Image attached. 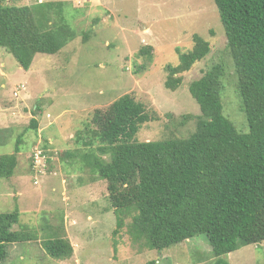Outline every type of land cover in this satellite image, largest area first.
<instances>
[{
    "label": "rangeland",
    "instance_id": "1",
    "mask_svg": "<svg viewBox=\"0 0 264 264\" xmlns=\"http://www.w3.org/2000/svg\"><path fill=\"white\" fill-rule=\"evenodd\" d=\"M42 2L68 3L54 5L52 16L58 22L64 16L77 36L56 55H36L29 71L0 48V158L15 154L20 142L13 177L0 179V214L19 210L20 222L12 230L25 228L37 239L8 245V257L0 264H213L204 235L158 252L131 238L132 215H123L125 226L117 230L108 184L89 168L74 141L93 123L97 110H108L125 95L142 103L153 118L141 127L139 142L189 138L202 115L190 85L218 64L226 69L224 114L239 131L249 132L215 1L5 0L20 7ZM36 17L43 29L46 19ZM195 35L209 42L211 52L180 75L183 82L176 90H168L167 67L180 64V56L193 49ZM33 118L37 130L29 128ZM37 148L49 151L47 175L39 184ZM103 158L109 161V156ZM88 218L99 220V228L93 223L76 226V221L91 222ZM65 221L81 244L72 258L57 260L46 253L43 241L64 238ZM225 259L229 264H264V243L242 247Z\"/></svg>",
    "mask_w": 264,
    "mask_h": 264
},
{
    "label": "trees",
    "instance_id": "2",
    "mask_svg": "<svg viewBox=\"0 0 264 264\" xmlns=\"http://www.w3.org/2000/svg\"><path fill=\"white\" fill-rule=\"evenodd\" d=\"M214 1L238 74L249 132L239 131L224 114L226 69L218 64L190 85L202 115L189 138L139 142L141 127L153 118L142 103L125 95L108 110H97L93 123L77 133L74 143L89 168L108 184L117 230L125 226L122 216L132 215L131 238L146 241L158 252L204 235L213 264H229L225 259L229 254L264 243V0ZM57 4L68 3L20 7L0 0V48L25 71L36 55H56L77 36L64 16L54 20ZM36 15L46 19L43 29ZM194 44L180 56L178 66L167 67L168 90H176L183 82L180 75L211 52L209 42L199 35ZM38 126L33 118L29 128ZM42 150L48 156L49 151ZM19 153L18 141L15 154L0 158V179L13 177ZM20 215L19 210L0 214V262L8 257V245L37 240L25 228L12 230ZM43 248L57 260L74 254L64 238L44 240Z\"/></svg>",
    "mask_w": 264,
    "mask_h": 264
},
{
    "label": "built area",
    "instance_id": "3",
    "mask_svg": "<svg viewBox=\"0 0 264 264\" xmlns=\"http://www.w3.org/2000/svg\"><path fill=\"white\" fill-rule=\"evenodd\" d=\"M35 165L34 169L36 171V184L40 183L42 176L47 175V166H48V157L45 155L44 151L41 148H37L35 154Z\"/></svg>",
    "mask_w": 264,
    "mask_h": 264
},
{
    "label": "crops",
    "instance_id": "4",
    "mask_svg": "<svg viewBox=\"0 0 264 264\" xmlns=\"http://www.w3.org/2000/svg\"><path fill=\"white\" fill-rule=\"evenodd\" d=\"M65 219H67V218H65ZM88 219H91V222L89 221V222H78V221H76V226L80 223V224H84L85 226H87V224H91L92 225V223L93 224H96V223H98V221L99 220H93L92 218H88ZM104 219V218H103ZM100 220H102V219H100ZM68 225L69 226H71L70 224H67V221H65V227H64V231L66 232V234H64V239H68L69 241H70V243H72L71 245L72 246H74L73 247V249H74V254H75V252H76V247L75 246H77V247H79L80 246V244H81V241L79 240V238L77 237V238H75V237H73L72 236V233H71V229H75L74 227H68ZM101 227H103V224L101 225ZM94 228L95 229H98L99 227H98V224H96V225H94Z\"/></svg>",
    "mask_w": 264,
    "mask_h": 264
}]
</instances>
